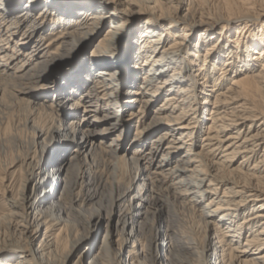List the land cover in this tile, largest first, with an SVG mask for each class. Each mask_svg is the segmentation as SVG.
<instances>
[{"label": "bare ground", "instance_id": "1", "mask_svg": "<svg viewBox=\"0 0 264 264\" xmlns=\"http://www.w3.org/2000/svg\"><path fill=\"white\" fill-rule=\"evenodd\" d=\"M2 1L0 68L9 70V73L1 80L5 89L0 88V92L31 97L29 100L15 98L17 102L25 103L30 111L32 119L28 123L35 139L45 135V142L39 156L36 155L37 140L25 144L28 151L33 149L31 154L37 158L25 156L19 196L6 198L19 212H10L0 218V230L11 233L0 237V264H69L72 255L87 245L95 225L106 218L111 219L115 207L133 190L149 194L146 201L154 212L150 213L152 217H145L143 226L136 227L133 224L134 216L138 215L136 206L128 200L129 205L118 216L116 232L119 239L115 249L109 242L111 233L106 236L105 252L113 264H156L157 256L150 254L144 243L158 240L160 226L155 224V219L163 211L169 213V227L163 234V241L166 240L167 244L159 242L170 253L165 264H212L214 254L205 255L201 263L192 247L194 242L200 245V235L198 238L186 236L182 240V234L186 232L176 226L177 217L172 210L187 206L194 211L198 194L202 192L219 194L217 202L210 198L207 203L213 209L203 208L202 211L212 218L210 229L206 226L202 232L208 242L207 233L214 230L217 246L213 250L220 252L219 264H264V0H212L217 2L216 12L203 8L201 0H88L86 8L53 19L52 27L79 22L74 30L82 45L100 33L104 23H109L97 48L88 57V64L64 70L58 79L61 82L51 88L54 93L59 95L65 91L70 95L87 84L88 91L82 95L87 99L88 107L108 111L109 115L104 117L113 120L120 138L127 131L126 124L122 123V108L128 103H116L111 99L108 91L118 88L115 82L119 83V88L133 87L125 93L140 103L139 112L151 105L156 96H165L160 114L151 121L149 128L150 133L161 130L159 139L152 143V150L134 160L136 172L132 178V168H127V175L125 170V175L119 171L121 165L129 162L126 154L130 151L138 154L146 144L147 137L143 138L140 127L136 128L130 147L120 146L123 148L121 152L110 148L106 142L112 131L110 128L97 129L93 134L84 131L82 127L89 123L84 114L69 113L72 119L62 127L64 114L56 108L58 101L36 103L41 96H33L31 90L44 80L51 64L64 58L61 41L69 34L64 36L63 31L43 43L42 24L31 20L20 9L6 8ZM50 1L52 9L60 2ZM181 12H184L182 16ZM134 27L137 34L127 44H121L122 51L118 49L116 57L110 52L120 45L115 44L114 39L120 33L130 39ZM193 37H196L194 44L191 43ZM140 58L143 59L141 62ZM121 60L123 62L119 64ZM108 61L118 64L121 76L115 75L111 70L112 63ZM166 67L174 76L184 75L188 67L193 80L172 83L166 76ZM24 68L27 69L23 71ZM196 94L202 95V102ZM203 101L211 107L208 109ZM80 103L75 101V105L83 106ZM42 112L49 116L47 129L33 122ZM206 114L210 123L203 126L204 134L200 137V125ZM53 136L57 138L54 144H59L58 150L51 146ZM96 138L100 139L98 144ZM0 141L15 145L6 135H0ZM156 142H167L163 154L169 155L168 162L175 161V166L179 167L177 173L185 182V194L179 190L175 192L174 173L167 168V163L163 159L155 160L156 151L153 149L158 150L161 146H156ZM198 142H201L200 148L192 151ZM69 143L81 151L99 149L109 156L106 166L111 172V180L90 176L84 182V175L93 167V159L82 163L77 170L72 162L75 157L72 151L75 150L68 152ZM102 144L110 149L101 148ZM182 151H187L189 161L181 157ZM54 153L57 156L52 160ZM237 154L242 155V159L237 167H233ZM62 155L64 158L57 161ZM248 158L253 160L252 166L250 159L245 163ZM46 168L47 172L42 176ZM61 179L68 180L63 183L62 193L55 195L53 201L44 207ZM87 186L91 187L84 194ZM7 188L5 186L6 191ZM160 197L164 198V207L158 205L162 201ZM192 198L197 199L191 201ZM129 226L131 230L127 233L125 228ZM80 229L82 233H79ZM41 233L42 238L34 246ZM67 240L70 251L59 259ZM130 242L129 258L124 260L123 252ZM205 248L207 250L210 245ZM81 255L76 264H105L107 261V255L102 256L100 250L87 258L86 251ZM83 257L85 260L82 261Z\"/></svg>", "mask_w": 264, "mask_h": 264}, {"label": "rangeland", "instance_id": "2", "mask_svg": "<svg viewBox=\"0 0 264 264\" xmlns=\"http://www.w3.org/2000/svg\"><path fill=\"white\" fill-rule=\"evenodd\" d=\"M38 1L37 0H4V1H2V3L4 4V6L6 8L13 9L15 7L14 9H20V12L22 11V12L26 13L27 16L31 20H33L34 22H36L38 24H42V27L44 29V31L42 32V35L45 39L44 42L41 41L43 43H45L46 41L53 38L54 35H57V36L60 35V33L63 31H64V34H63L64 36H65V33L69 34L67 37L68 39L67 38L62 39V41H61L63 44V48H64V58L58 62L51 64L47 70V73L45 75L44 80L41 82H38L35 86H33V89L31 90L33 96H41L40 98L36 99V103L43 102L46 104L48 100L53 101L56 99L58 101V106L56 108L58 109V111H61V113L64 114L63 117L61 118L62 127H66L68 125L69 120L72 119V116H69L68 114L69 113H76L78 116L83 115V114L86 115L85 116L86 122H89V123L82 127L85 132L93 134L92 132L96 131L97 129L110 128L112 131H111L109 137L107 138L106 142L110 145L109 146L110 148L114 147L115 150H117L118 152H121V150H123V148L128 147L130 143L134 142V135L136 132L135 130L137 127H140L139 129H140V132H141L143 138L147 137L146 138V144L144 145V147H142V149L139 150L138 154L132 153V151L127 153L126 158L129 160V162L127 165H124V164L121 165L122 166L120 169L121 171H119V173H121V175L122 174L125 175V173L129 169L132 168V170L130 171L131 172L130 177L131 178L134 177L135 172H136V170L133 169L134 160L138 159L140 156H142L147 151L152 150L151 149L153 147L152 143H154L155 140L159 139V134H160L161 130L150 133L149 128H150L151 121L154 118L159 116V114H160L159 109L161 108L162 103H164V101H165V96H162V97L156 96L151 105L144 107V109L142 108V111L139 112V110L141 109L140 103H138V101H135V98L131 97V95L129 93H125L128 90H131L133 87H130V85H128L127 87L119 88V83L115 82L114 85H118L117 86L118 88H116L113 91H111V90L108 91V93H110L111 99L116 103H119V102L121 104L126 103V102L128 103L127 106H124L122 108V123L124 122V124H126L127 131L124 134V137L120 138V137H118L117 130L114 129L113 120L105 119V117H104L105 115H109L108 111L103 110V109H99V108H95V107H90V106L88 107L89 104L87 103V99L85 98L84 95H82L83 93L86 94L88 91L87 87H86L87 84L82 86L76 93H70V95H69V93H67L65 91L59 95L54 93L52 90L53 89L52 87L55 86V83L57 84L59 82L58 79L60 78V76L64 70L69 69V68H74L76 66L83 65L85 63H86V65L88 64L87 63L88 57L90 56L91 52L95 48H97L98 43H99L98 41L104 35L105 30H106L105 28L109 27V23H104L100 29L101 30L100 33L94 35V38L92 40H88L87 42H84L82 45V44H79V37L76 35V29L74 30V28H75L74 26L76 24H78L79 22L75 21V22L61 23L60 25L55 24L53 27H52V22H53V19L55 17L56 18L58 16L64 17V16H66V14H69V12H73L74 10H77L80 8L81 9L86 8L87 5L89 4V3H87L88 0H60V2H58L59 4L56 5L55 9H52L49 6V3L51 2L50 0H42V1L40 0L41 3ZM105 1L106 0H102V2H105ZM139 1L143 2L146 0H139ZM202 3H203V6H202ZM200 5L210 12H216L218 9L217 2H214L212 0H203V1L201 0ZM120 9H121V7H120ZM181 14L183 15L184 12H181L180 16H182ZM131 17L133 18V16H131ZM80 21L83 22V21H85V19L80 20ZM52 30H54V31H52ZM135 34H137L136 27H134V30H132V32L130 33V35H129L130 39H128L122 33L117 35L116 38L114 39V41H116V42H114V43L117 45L118 44H120V45H119V47L115 46L114 49L113 50L111 49L110 52L114 53V55L117 57L118 49H120V51H122V48L120 47L121 44H122V46L125 45V43L127 41L129 42V40H131L132 37L135 36ZM193 41L194 42L196 41V37L192 38V41H191L192 44H194ZM2 60H4V59H2ZM122 60L119 62V64H121L124 61V60L123 61ZM142 60L143 59L140 58L139 61L141 62ZM4 61L6 62L7 60H4ZM4 61H2V62H4ZM108 63H110V64L112 63V69L111 70L115 72L116 76L122 75L120 70H118V64H116L115 62H110V61H108ZM183 63L185 64V62H183ZM25 69H27V68H24L23 71ZM45 70H46V68H45ZM164 70H165L166 76H168V78H170L172 83H176V82H178V80H183V81H186V80L192 81L193 80V75H192L193 73L191 71H189L188 67H186V73L184 75L182 74V75H175L174 76L171 73V69H169L167 67ZM7 72L9 73V70L5 71L4 69L0 68V88L5 89L4 82L1 80H2V78L8 77V76H6ZM63 84H64V82H63ZM140 84H141V80L139 82V85ZM206 90H210V87H206ZM212 93L209 92V94H212ZM14 94H15V96H11L9 93L3 95L0 92V133H1L0 135L1 136L6 135L7 137H10V139H13V142L15 144V145H11L10 143H4V142L2 143V141H0V178H1L0 179V218L3 217L4 214L10 213V212H14V211L19 212V210L11 207V205L9 204V202L7 201L6 198L10 197V196L12 198H17L19 196L21 184L23 183V181H22L23 180V178H22L23 174L21 171V166L23 164L25 156L30 155V157H32L33 159H36L37 156H39V154L41 153V150L43 149L42 147L44 146V142H45V141H43L45 135L41 136L39 139H35L36 136L32 132L31 128L29 127V123H28V121L30 119H32V116L30 117V111H28L27 105L25 103H22L19 101L17 102L16 98L19 96L18 93L15 92ZM196 97H198V99L202 102V100H201L202 95L196 94ZM19 98L25 99V100L31 99V97H29V96H19ZM191 98L189 100H191ZM194 99H195V97H194ZM77 100L81 101L83 106L75 105V101H77ZM180 101H181V99H180ZM203 104L206 105V107H208V109L211 107L208 103H205L204 101H203ZM9 105H11V106H9ZM59 106H60V108H59ZM207 114L203 118L204 121H202V125H200V128L202 126V132L199 134L200 137H202L204 134L203 126H205V124L210 123L209 116ZM49 121H50L49 116L47 117V115L42 112L40 114V116L38 115L35 117L33 122L38 127L42 128V129H47L50 126ZM93 124H97V125H93ZM43 126H44V128H43ZM79 136L80 135H78V137ZM93 136H96V135H93ZM55 138L56 137L53 136V141L51 143L52 144L51 146L54 147L55 150H58L59 144L58 143L54 144ZM34 139L37 140V143H38V146H37L38 147V153H36L37 156L35 154L33 155V153L31 154V152H33V149L28 151L25 148V144L29 141L34 140ZM56 140H57V138H56ZM95 140H96L97 144L100 142L99 138H96ZM72 143H74V142H72ZM155 144H156V146L159 144L161 145L158 150L153 149L154 152L156 151L155 160L159 161V160L163 159V162L167 163V165H168L167 168L170 169L171 172L174 173L173 178H174V183H176L175 188H177V190L175 192H177L179 190L178 192H180L181 194H185V192H183V189H184L183 186H185V182H184L183 178L179 176V173H177V171H180L179 167L175 166L176 165L175 161L174 162L173 161L168 162L169 161V155L163 154V151L165 150V146L167 145V142H156ZM55 145H57V147ZM64 145H65L64 147L67 146V144H64ZM121 145H122V147L124 146L122 149L120 147ZM200 145H201V142H198V146L194 147L192 149V151L198 150L200 148L199 147ZM60 146H61V144H60ZM67 147L70 148V149H68V152H71L70 151L71 149L75 150V151H72V155L75 156L73 158L72 162L76 166L77 170H78V167L82 163H84L85 161L91 162V159H93V167L91 169L87 170V172L83 178L84 182H87L90 176H92V177L93 176H100V177H102L103 180H106V179H108V181H109V179L111 180V172H108V169L106 166L109 162L108 160H110L109 156H106L105 154H103L99 149L87 151L88 152L87 153L86 151H81V150H78L77 148L71 146V143H69V145ZM109 147L107 148V146H103V144H102L101 148H103L105 150H109L110 149ZM95 152L97 153L96 158L94 157ZM218 153L219 152H217V154ZM56 154L57 153H54V155L52 156V160L55 159V157L57 156ZM187 154H188L187 151H184V152L182 151L180 154L181 157L185 161H189L188 160L189 156H187ZM63 155L65 157L67 155V151L64 152ZM63 155H62V157H60L59 159H56V160L59 161L62 158H64ZM219 155L220 154H218V156ZM43 159H44V156L42 157V160ZM241 159H242V155L237 154L236 162L234 163L233 167H237L240 164L239 162H241ZM248 160L250 161L249 163L252 166L253 160L251 158H248L245 161V163L248 162ZM189 164L192 166H198V165L191 164V163H189ZM47 168L43 171L42 176H43V174H45L47 172ZM127 168H129V169H127ZM124 170H125V173H124ZM108 173H110V174H108ZM138 174H140V173H138ZM126 175H127V173H126ZM136 177H139V175H137ZM67 181L68 180H66V179H61L58 181L57 185H55L54 189L52 190V197H50L48 199L47 203L44 204V207H46L47 205H49L51 203V201H53V199L55 198V195L62 193L63 183H65ZM5 186L8 187L7 191L5 189ZM90 187L91 186H87V188H84L83 193L85 194L87 192V190L90 189ZM29 188H30V186L28 187V190H29ZM148 195L149 194L147 192L146 193H143V192L139 193V192H137V190H133L121 204H119L117 207H115L114 216H112L111 219L106 218L102 221H99L95 225V227L93 228V231H92V235H90L89 242L87 243V245L85 247L76 251L75 254L72 255V257L70 258L69 264L78 263L80 261V255L82 254V251H86V257L85 258L89 257L92 254H95L99 250H100V253L102 256H103V254L107 255L105 252V247H106V243H107L106 236H107V233H109V232L111 233V238H110L109 242H110L112 249H115V247H117L116 241H117V239H119V236H117V232H116V230H117L116 224H118V216L123 214V212L125 211V209L129 205V201L132 202V204L134 206H136V210H137L136 213L138 214V215L134 216V218H133L134 226H136V227H138V225L143 226V224L145 223V220H146L145 217H149V218L152 217V215L150 213L154 212V208L151 207V205L149 203H147V201H146V199L149 198ZM218 196H219V194L213 195V193L206 194V193L202 192V193L198 194V199L192 198L191 201H194L195 199H197V202H198V204H196V206H195V210H194L195 212L193 210H190L189 207H187L185 205H184L185 208H183V209H179L178 207H177V210H176V207L172 209L175 212V215L177 217L178 223L176 224V226L181 231L186 232L185 234H182L183 235L181 237L182 240H185L186 236L198 238L200 235V237H201L200 238V240H201L200 245H195L194 244L195 242H194L192 244V247L197 252V255L200 256V257L197 256L198 257L197 259L201 263L203 262V260L201 261V259L204 258L205 255H207V254L210 255L212 253V254H214L213 258H212V264H219L220 252H219V250H216V251L213 250V248L215 246H217L215 243L216 242V239H215L216 236H215L214 230L208 231V233H207V235L209 237L208 242L206 241V237L204 236L206 234L202 232V230L204 228H206V226H207V228L210 229L209 221L212 219L211 217H207L202 212L203 208L204 209L205 208L206 209H208V208L213 209V206H209L207 203H208L210 198H213L215 200V202H217ZM82 199H84V197ZM160 199L162 201L159 202L158 205H161V207H164L165 206L163 204L164 198L160 197ZM255 204L257 205L258 203H255ZM103 205L106 206L107 201H106V203L104 202ZM155 216H156V213H155ZM168 217H169V213L168 212L166 213L165 211H163V213L159 214L156 219L154 217L155 224H158L160 226V230L158 231V240L150 242L149 244L147 242L144 243L145 244L144 246L145 247L147 246L146 249L148 248L149 252L151 251L150 254L152 253V255L155 254L154 256H157L156 264H165L167 259L170 257V253L167 251L166 247H163L161 244L159 245V242L163 241V238H164L163 234L165 233L166 229H168V227H169ZM259 226L260 225L258 224V227ZM130 230H131L130 226L125 228V232H127V233H129ZM82 232H83V230L80 229L79 233H82ZM10 234L11 233L8 230H5V229L0 230V237L2 235L9 236ZM245 235L246 234H244V236ZM41 238H42V233L39 235L38 239L34 242V246L37 245L38 241ZM159 238H160V240H159ZM161 238H162V240H161ZM68 242H69V240H67L66 247L62 250V253H61L59 259H62V257L70 251L71 245H70V242L69 243ZM163 242L165 244H167L166 240H164ZM240 242L241 243L243 242V236H242V239L240 238ZM131 245H132V243L130 242L128 247L123 252L124 260H128V258H129L128 257V250L131 248ZM205 245H210V248H208L206 250ZM5 247L6 248L8 247L10 249L9 246H5ZM98 254L99 253H97L96 255H98ZM108 256L109 255H107V261L105 262V264H113V261L111 259H109ZM85 258L83 257L82 261L85 260Z\"/></svg>", "mask_w": 264, "mask_h": 264}]
</instances>
